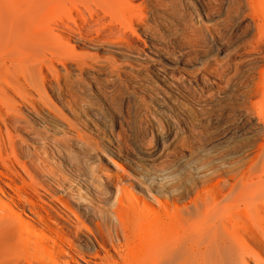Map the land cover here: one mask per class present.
I'll use <instances>...</instances> for the list:
<instances>
[{
  "label": "bare ground",
  "instance_id": "obj_1",
  "mask_svg": "<svg viewBox=\"0 0 264 264\" xmlns=\"http://www.w3.org/2000/svg\"><path fill=\"white\" fill-rule=\"evenodd\" d=\"M159 1L0 0V264H249V260L261 264L264 169L237 179L215 180L220 170L212 169L197 178L190 172L201 171L196 167L201 161L193 157L178 168L149 170L143 166V157L161 159L165 149L161 152L153 146L151 153L141 152L143 157L135 159L110 132L109 145L103 143L105 152L129 159L137 173L135 182L144 191H134L133 183H128V189L120 188L119 177L110 175L93 176L74 187L61 175L50 173L48 149L78 160L79 151L76 154L63 139L76 141L87 154L90 146L84 143V129L99 134L97 117H88L66 99L74 76L82 82L85 76L106 75L124 84L139 74L156 92L153 109L157 114L171 101L182 103L175 87L182 84L195 94L199 84L213 88L225 83L230 86L221 93L225 96L231 97L234 91L245 102L264 100V0H229L236 6L234 19L251 34L240 52L244 69L237 67L229 77L216 68V77L215 72L204 73L200 62L192 73V64L169 60L154 41L150 49L138 46L137 31L145 32L146 17ZM211 1L186 0L195 16L185 33L186 57L197 51L193 47L203 29L217 56H231L228 46L216 42L207 26L215 19L206 11ZM73 14L80 24L62 22L73 19ZM45 15H58L62 23L53 25L61 33H55L53 25L48 32L41 31L48 22L41 23ZM192 28L199 33H192ZM179 64L183 73L170 77L171 68ZM236 86L241 88L236 91ZM124 91L137 97L128 86ZM55 99L71 118L56 107ZM150 116L159 129L155 136L176 133L169 124L160 125L154 114ZM256 129L263 132L264 124L257 123ZM34 135L47 141L33 140ZM111 163L114 169L120 167ZM17 182L25 189L14 191L16 203L6 188L13 192Z\"/></svg>",
  "mask_w": 264,
  "mask_h": 264
},
{
  "label": "rangeland",
  "instance_id": "obj_2",
  "mask_svg": "<svg viewBox=\"0 0 264 264\" xmlns=\"http://www.w3.org/2000/svg\"><path fill=\"white\" fill-rule=\"evenodd\" d=\"M141 3L139 1L134 4L138 6ZM151 8V12L146 17V21L149 23H145V26H147L145 27V32L137 31L141 40H138V46H145L146 49H150V41H154L157 46L156 49L169 60L173 62L179 60L192 64L194 66L193 68L190 67L192 73L197 72L200 68L199 62L202 64L201 69H206L207 71L205 70L204 73L207 74L214 72L216 74V69H221L219 72L222 71L221 73H225L229 77L235 73L237 67L240 70L244 69L246 64L241 59L242 53L240 52L251 34L245 33V28L234 19L236 17L234 2L232 4V1L229 0H213L207 4L208 10H206L215 17L212 21L213 23L207 25L212 30L211 34L215 36L216 42L219 41L225 47L228 46L230 58L216 55L217 52L213 43L204 29L200 31L201 34H198V47H193L197 48V51L191 56H185V51H187L185 33L191 27L189 25L195 22V20H192L195 16L186 0H160L151 6ZM50 14L53 15L52 13L48 15ZM76 15L73 14V19H65L62 22L71 26H74L75 22L80 24L81 20ZM57 16L47 17L45 15L44 17H47V19L52 17L53 19L51 21L43 19L41 23L48 22L45 23L46 26H41V31L47 30L46 32H48L50 25H53L54 22L59 23L61 19L57 18ZM49 22L51 23L49 24ZM54 32L61 33L57 31L56 27ZM147 32L150 36L149 38H147L148 35H145ZM192 33L199 32L195 28H192ZM143 42L145 45H142ZM220 47L222 46L220 45ZM217 64L221 66L218 67ZM177 66L171 68L170 77H179V73H183L182 66L180 64ZM83 78L82 82L77 80L75 76V80L72 78V84L66 88V99L73 101L79 109L87 113L88 117L92 115L97 117L95 124L99 129V134L89 133L88 130L83 128L87 132L84 138L85 142H83L90 146V151L87 154L76 141H67L62 136L58 137V139L62 137L63 141L67 142L76 154L79 151L77 155H81L79 157L81 158L80 160L79 158H77L78 160L69 158L63 151L59 150V152L49 149V156L47 158V160L51 161L48 160L50 173L53 172V174L61 175L72 186L75 187L82 182L86 183L90 178L103 177L105 179L106 175H110L113 179L119 177L120 188L128 189V183H133L136 185L133 189L134 191H144L135 182L137 173L132 162L129 159H119L114 155L110 157L105 152L103 143L109 145L106 140L110 136V132H113L120 139L123 147H126L125 149L128 152L130 151L129 155L133 154L132 156L135 159L136 157L140 158L141 152L151 153L155 146L161 152L165 149V153L161 159L141 156L144 158L143 166L145 165L149 170L152 168L157 170L163 168L162 170H166L168 167L172 169L175 166L178 168L182 162L188 161L189 158L193 160V157L201 161L196 166H199L201 171H197L196 168L194 169V171H197L195 173L190 172L191 170L189 171L193 176L197 174V178H202L200 176H203L205 173L207 174L212 169L220 170L218 175L213 176V180L229 177L237 179L244 173L255 174L256 171V174H259L264 169V130L263 132H258L256 129L257 123L261 122V124H264V120L261 118V111L264 108L263 99L249 98L245 102L234 91L231 97L225 96L221 93H224V90L230 89V86L225 83L221 84V86L215 85L213 88L199 84L197 93L195 94L193 91L185 89L183 84L182 87L174 84L180 90L182 103L176 105L177 102L171 101L168 107L163 108L164 111L162 110L157 114L153 109L154 105H156V92L150 89V83L147 79L139 74H135L133 78L124 81V84H120L106 75L85 76ZM87 86L89 87L87 88ZM125 86H128L130 91H135L137 97L127 95L124 91ZM238 86L235 87V90L241 88ZM225 87L228 88L225 89ZM199 89H203L202 91L204 92H200ZM229 91L232 92V90ZM53 101L56 107L64 112L66 117L71 118L62 109L58 100L55 99ZM221 107L222 109H220ZM152 114L157 117L158 121L160 120V125L166 126L169 124L171 128H174L176 133L169 137H162L161 134L156 135V137L154 134L159 133V129L156 127V124H152V120L150 119V115ZM35 137L36 135L33 136V140L38 141L40 139H37L38 136ZM42 137L41 141H47L44 140L46 139L44 136ZM160 138H163V141ZM82 154L84 157H82ZM98 156L100 157L99 159H97ZM150 159L155 161L153 162ZM136 161L138 162V160ZM111 162H116L121 168L115 167L114 169V165ZM137 164L135 162V165ZM144 176L146 175L144 174ZM143 178L145 179L146 177ZM3 181L8 182L9 180L3 179ZM200 187L206 188V185L199 184ZM6 189L15 198V192H20L25 188L22 183L17 182V186L14 187L13 192L9 188ZM16 199L17 197L14 201L17 203L18 200ZM168 202L172 204L171 200ZM249 264L258 263L249 260ZM261 264H264V256Z\"/></svg>",
  "mask_w": 264,
  "mask_h": 264
}]
</instances>
